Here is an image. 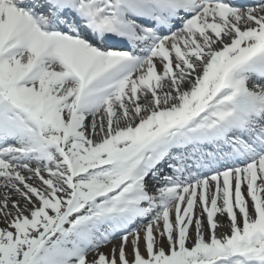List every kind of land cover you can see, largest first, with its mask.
Returning a JSON list of instances; mask_svg holds the SVG:
<instances>
[{
  "label": "snow or ice",
  "instance_id": "snow-or-ice-1",
  "mask_svg": "<svg viewBox=\"0 0 264 264\" xmlns=\"http://www.w3.org/2000/svg\"><path fill=\"white\" fill-rule=\"evenodd\" d=\"M0 264H264V0H0Z\"/></svg>",
  "mask_w": 264,
  "mask_h": 264
}]
</instances>
